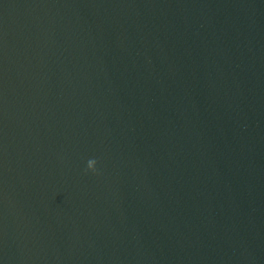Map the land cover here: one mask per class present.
Segmentation results:
<instances>
[{"label": "water", "instance_id": "95a60500", "mask_svg": "<svg viewBox=\"0 0 264 264\" xmlns=\"http://www.w3.org/2000/svg\"><path fill=\"white\" fill-rule=\"evenodd\" d=\"M0 264H264V0H0Z\"/></svg>", "mask_w": 264, "mask_h": 264}, {"label": "clouds", "instance_id": "9594fccd", "mask_svg": "<svg viewBox=\"0 0 264 264\" xmlns=\"http://www.w3.org/2000/svg\"><path fill=\"white\" fill-rule=\"evenodd\" d=\"M96 163H97V161L95 159H90L87 162V170L95 172L96 171Z\"/></svg>", "mask_w": 264, "mask_h": 264}]
</instances>
